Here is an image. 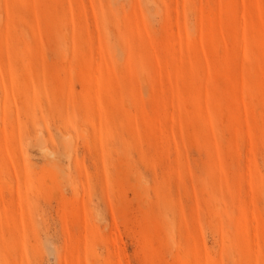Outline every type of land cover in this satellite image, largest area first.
Here are the masks:
<instances>
[{
	"label": "rangeland",
	"instance_id": "rangeland-1",
	"mask_svg": "<svg viewBox=\"0 0 264 264\" xmlns=\"http://www.w3.org/2000/svg\"><path fill=\"white\" fill-rule=\"evenodd\" d=\"M0 264H264V0H0Z\"/></svg>",
	"mask_w": 264,
	"mask_h": 264
}]
</instances>
